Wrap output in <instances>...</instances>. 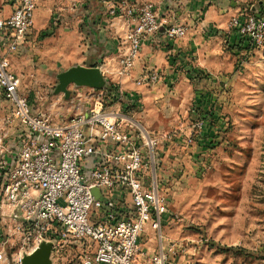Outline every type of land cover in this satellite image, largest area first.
Returning <instances> with one entry per match:
<instances>
[{"label": "rangeland", "instance_id": "rangeland-1", "mask_svg": "<svg viewBox=\"0 0 264 264\" xmlns=\"http://www.w3.org/2000/svg\"><path fill=\"white\" fill-rule=\"evenodd\" d=\"M43 2L42 6L38 2L35 12L37 15L40 9L44 10L41 27L39 30L33 28V32H38L36 46L32 50L23 46L16 54L7 56L12 73L20 81V95L28 100L33 111L54 125H63L89 111L119 113L139 124L150 121V129L146 132L168 137L160 146L157 175L166 183L170 219L161 230L163 243L160 244L158 233L147 231L141 237V245H146L141 249L149 254L160 247L170 249V256L180 264H264V112L259 110L260 115L258 111L252 114L237 108V105L259 104L251 100L244 104L237 102V95H247L245 98L251 99L262 92L264 54L257 55V59L251 54L240 55L230 47L226 37L222 38L215 46L219 69L207 75L202 73L193 81L182 83L181 80L177 85L163 88V96L176 95L179 99H175L171 107L165 102L167 106L160 111L141 100H138V108H126L123 100H114L104 90L73 85L67 88L68 96H65L55 89L57 76L77 67L73 63L79 53L67 52L75 40L80 41L74 39L72 33L123 32L129 7L151 5L156 11L155 5L149 0H143L137 7L135 0ZM85 3L87 8L83 7ZM260 3L264 4V0H246L238 3L237 8L249 9ZM83 10L92 11L97 17H85ZM60 42L68 43L69 46L61 48L66 52L51 54L49 51L57 48ZM147 91L160 92L156 86L144 87L145 98ZM196 92L217 96V110L221 111L224 131L220 134V144L191 155L177 145L186 130L187 136L191 134L193 140L198 139V132L191 130L195 123L191 112ZM7 109V104L0 99V144L3 148L10 145L6 122L9 120L16 130L14 144L21 130L20 124L9 118ZM168 111L170 116L166 117ZM159 121H166L164 130H157ZM4 155L5 150L0 153V159ZM92 195L100 198L97 190H93ZM7 216L0 213V264H20L19 235L13 234V224ZM80 255V248L72 244L56 245L50 260L51 264H78Z\"/></svg>", "mask_w": 264, "mask_h": 264}, {"label": "built area", "instance_id": "built-area-1", "mask_svg": "<svg viewBox=\"0 0 264 264\" xmlns=\"http://www.w3.org/2000/svg\"><path fill=\"white\" fill-rule=\"evenodd\" d=\"M38 2L0 0V99L21 127L16 149L0 159V213L8 215L13 234L19 235V259L46 243L52 250L66 244L80 248L78 264H180L170 249L149 254L140 246L146 227L159 234L162 244L161 230L170 219L166 183L157 175L167 135H151L127 115L104 111L54 125L20 95L7 56L31 37ZM3 6L8 15L1 13ZM254 10L240 9L228 24L230 47L240 55L264 52V16ZM126 19L131 29L118 57L122 77L134 72L147 42H172L186 33L183 27L162 24L151 5L129 7ZM159 79L158 72L142 69L135 84L150 87ZM108 96L138 108L135 95L119 88ZM191 113L198 139L185 135L177 145L183 151L198 145L206 127L197 112Z\"/></svg>", "mask_w": 264, "mask_h": 264}, {"label": "crops", "instance_id": "crops-1", "mask_svg": "<svg viewBox=\"0 0 264 264\" xmlns=\"http://www.w3.org/2000/svg\"><path fill=\"white\" fill-rule=\"evenodd\" d=\"M135 1L137 3L135 7H137L143 0ZM149 1H152V3L155 5V14L162 24H164L165 26L168 25L183 27L186 29V33L183 38L177 39L172 42H166L162 38L155 40V42H147L141 48L135 70L130 76L122 77L118 75V57L124 50L122 45L124 44V40L129 35L131 29V24L128 20L125 21V30H123V32H73L72 35L74 39H80V41L78 43L75 40L72 45L73 47L71 46L67 52L79 53V57H74L76 58L74 59V66L98 68L105 81L107 82L108 79L109 82L110 80L109 83L117 86L123 94L136 95L139 100H141V102L143 101V103H145V105H148V103H150L151 106L153 105L152 107L154 109L161 110L162 108L164 109V107L167 106L168 102L171 107V103L173 101L175 102V99H179L176 95L163 96L161 93L163 88L169 85H177L181 80L182 83L184 80L190 81L188 78L192 75L194 76L193 72L200 71L203 74L207 75L208 73L211 74L213 71H215V69H219L218 67L220 59L217 57V48L215 47L216 42L225 37L230 40L231 36H228L229 21L233 16H235L237 11L241 9L239 7L237 8V4L243 3L246 0ZM43 3V0H39L40 6H42ZM87 5L88 4L85 3L83 7L87 8ZM43 12L44 10L40 9V11H38V14L36 13L37 15H35L34 17H38L37 21L34 20V26L37 30H39V27H41L42 25L41 23L44 19ZM1 13L3 15H8V7L3 6ZM83 15H85V17H97L96 13L87 10H83ZM37 36L38 32H33L24 47L32 50L36 46L35 43ZM67 44V42H60L57 45V48L50 50L49 52L51 54L64 53L66 52L65 49L61 48L66 47ZM23 51H25L24 48ZM23 51L20 52V55L23 53ZM262 54H264V52H254L252 55H255L257 59ZM255 63L258 65L261 64L258 61H255ZM142 69H149L159 73L160 79L158 83L154 85L159 88V93L147 91L148 94L145 98L144 86H136L135 80L139 77L140 71ZM262 87V92L259 94H255L253 97H251V99H246L245 96L247 95H237V102L239 101L240 103L244 104L245 101L251 100L250 102L255 101V103L259 102V104L250 105L248 107L237 105V108H239V110H242L244 108V110H247L252 114L254 113V111L259 112V110H261V113H263L264 86ZM199 98L204 99L205 101H209L208 104H205L206 110H209L210 106L215 107L217 110L219 106V100L215 94H211L210 92H201L199 93ZM217 112L219 115V120L220 122H222L223 119L221 118L220 114L221 111L218 110ZM168 113L169 111L165 113L166 117L170 116L167 115ZM8 115L10 118V114ZM134 123L144 130L150 129V121H144L140 124L137 122ZM165 123L166 121H162V123L161 121H159L158 125H156L157 130H164L163 126ZM6 125L8 126L6 128L7 134L10 135L8 140L10 145L8 146H11V148H8V146L3 148L2 144H0V153L5 150L6 155L4 156L8 157V155L16 149L17 143L14 144V137L16 135L14 125L10 124L9 120L8 122H6ZM215 130L216 129L213 128L212 131H209L206 126L200 134L198 145L190 147L188 149V153L192 155L199 151H208L209 149L207 148V144L209 141H211L215 145H217L218 143L220 144L221 137L220 135L218 138L214 137L216 136ZM186 131L187 132L184 135H187L188 130ZM1 142L2 139L0 138V143ZM147 231H149L148 227H146V232ZM144 246L146 245H141V247Z\"/></svg>", "mask_w": 264, "mask_h": 264}, {"label": "water", "instance_id": "water-1", "mask_svg": "<svg viewBox=\"0 0 264 264\" xmlns=\"http://www.w3.org/2000/svg\"><path fill=\"white\" fill-rule=\"evenodd\" d=\"M57 81L56 93H62L65 96H68L67 88L72 85L101 91L107 86V82L98 68L80 66L60 74L57 76ZM51 251V244L42 243L30 254L24 255L20 260V264H51Z\"/></svg>", "mask_w": 264, "mask_h": 264}, {"label": "trees", "instance_id": "trees-1", "mask_svg": "<svg viewBox=\"0 0 264 264\" xmlns=\"http://www.w3.org/2000/svg\"><path fill=\"white\" fill-rule=\"evenodd\" d=\"M255 12H257V14L259 16H264V4H258L256 6V10H254ZM194 76L192 75L191 77H189L188 79L194 80L197 76H199L200 74L202 75V72L197 71V72H193ZM118 87L115 85L110 84L109 82L107 83L106 88L104 89V92L106 95H110L111 93L116 95ZM136 100H139V98L135 95ZM209 101H205L204 99H200L199 98V92L195 93L194 98H193V103H192V110H194L195 112H197L198 116L200 119L206 121V126L208 128L209 131H212L213 128H215L216 130V138L219 137V135L224 131L223 126H221V122L219 120V115H218V110L216 112H212L210 110H206L205 109V104H208ZM211 108V106H210ZM207 148L213 149L215 146H213V143L211 141L208 142L207 144Z\"/></svg>", "mask_w": 264, "mask_h": 264}]
</instances>
